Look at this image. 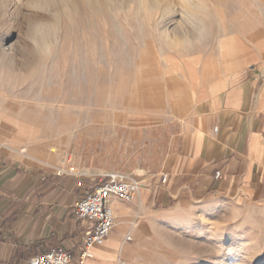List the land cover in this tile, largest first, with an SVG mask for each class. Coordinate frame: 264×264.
Masks as SVG:
<instances>
[{
  "label": "rangeland",
  "instance_id": "374dc122",
  "mask_svg": "<svg viewBox=\"0 0 264 264\" xmlns=\"http://www.w3.org/2000/svg\"><path fill=\"white\" fill-rule=\"evenodd\" d=\"M225 49L264 68V0H0V134L35 136L52 165L88 174L91 191L108 168L157 166L166 133H143L134 155L128 129L82 137L86 122L155 118L176 86L168 66ZM136 227V264H264V212L231 201Z\"/></svg>",
  "mask_w": 264,
  "mask_h": 264
},
{
  "label": "crops",
  "instance_id": "0c3cea01",
  "mask_svg": "<svg viewBox=\"0 0 264 264\" xmlns=\"http://www.w3.org/2000/svg\"><path fill=\"white\" fill-rule=\"evenodd\" d=\"M252 61L227 49L178 59L168 66L176 86L160 115L86 122L82 137L114 139L128 129L134 155L143 133L159 126L166 137L157 166L134 161L99 168L113 171L100 174L105 179L111 174L136 179L141 190L130 203L111 199L115 225L102 246L89 250L85 264H136L142 231L136 225L153 216L172 217L189 204L218 198L264 212V68L256 70ZM153 122L159 124L148 126ZM34 139L0 134V264H24L56 249L77 259L82 251L86 225L76 218L75 206L91 189L90 178L52 165L48 147L30 144Z\"/></svg>",
  "mask_w": 264,
  "mask_h": 264
},
{
  "label": "built area",
  "instance_id": "2783aa9c",
  "mask_svg": "<svg viewBox=\"0 0 264 264\" xmlns=\"http://www.w3.org/2000/svg\"><path fill=\"white\" fill-rule=\"evenodd\" d=\"M166 179L167 176L163 175L162 182ZM140 190L141 185L134 178L122 174L109 175L102 184L87 192L75 206L76 218L86 225L82 237V251L78 258L72 259L68 252L56 249L31 258L24 264H85V260L90 257L89 250L102 246L115 225L111 199L130 203L137 198ZM125 240L131 241L130 236Z\"/></svg>",
  "mask_w": 264,
  "mask_h": 264
},
{
  "label": "bare ground",
  "instance_id": "6f19581e",
  "mask_svg": "<svg viewBox=\"0 0 264 264\" xmlns=\"http://www.w3.org/2000/svg\"><path fill=\"white\" fill-rule=\"evenodd\" d=\"M31 4H32V3H31ZM39 8H40V7H39ZM44 8H45V7H44ZM187 16H188V15H187ZM4 51H5V52H10L11 50H10V48L7 47V48L4 49Z\"/></svg>",
  "mask_w": 264,
  "mask_h": 264
}]
</instances>
